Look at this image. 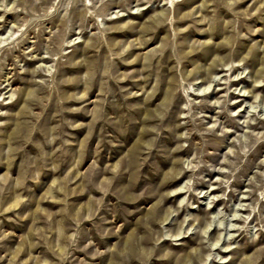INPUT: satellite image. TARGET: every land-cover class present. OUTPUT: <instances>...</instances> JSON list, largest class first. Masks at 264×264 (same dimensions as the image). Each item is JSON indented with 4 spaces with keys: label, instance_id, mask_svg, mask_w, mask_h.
Listing matches in <instances>:
<instances>
[{
    "label": "rangeland",
    "instance_id": "obj_1",
    "mask_svg": "<svg viewBox=\"0 0 264 264\" xmlns=\"http://www.w3.org/2000/svg\"><path fill=\"white\" fill-rule=\"evenodd\" d=\"M247 259L264 0H0V264Z\"/></svg>",
    "mask_w": 264,
    "mask_h": 264
},
{
    "label": "bare ground",
    "instance_id": "obj_2",
    "mask_svg": "<svg viewBox=\"0 0 264 264\" xmlns=\"http://www.w3.org/2000/svg\"><path fill=\"white\" fill-rule=\"evenodd\" d=\"M173 2V1H172ZM46 57V56H45ZM43 60H44V58H43ZM169 96H165L164 97V100L162 101V104L165 106H167L168 105V103H169ZM146 117H145V120H144V122H145V124H147V122H149L151 119V115H152V112H151V110H148L147 109V111H146ZM146 127L147 126H145V130H147L146 129ZM141 140V139H140ZM143 143H145V144H147V145H149L150 144V142H148V140H143ZM78 164V163H77ZM172 169H174V168H172ZM56 180H58L57 178H54L53 179V182H56ZM60 188H62V186L60 187ZM174 192V191H173ZM47 193H49L52 197H54V195H55V193H56V190L53 188V187H49L48 188V190H47ZM177 193H181V191H177ZM19 203V198H18V200L14 203L15 205L16 204H18ZM166 215H167V213H166V211L163 213V215H162V217L161 218H166ZM146 217V220L147 221H149V218H150V215H146L145 216ZM60 233H61V231H60V229H59V235H60ZM174 236H175V240H177V239H180L181 238V232L180 231H177L175 234H174ZM183 237V236H182ZM134 237L133 236H129L128 238H127V240H126V243H127V245L128 244H130V242H132V239H133ZM62 249V248H61ZM227 249H225L224 250V252L226 251ZM22 252V247L21 246H19V247H17V249L13 252V257H12V259H14V258H16V257H18L19 256V254ZM197 257L198 258H200V259H202V257H201V254H197ZM225 257V256H224ZM46 260V259H45ZM227 260V259H226ZM226 260H223V261H225L226 262ZM12 261V260H11ZM47 261V260H46ZM222 261V262H223ZM247 264H253V262H252V260L251 259H247ZM186 264V263H185Z\"/></svg>",
    "mask_w": 264,
    "mask_h": 264
}]
</instances>
